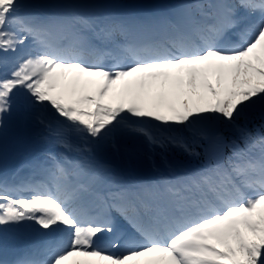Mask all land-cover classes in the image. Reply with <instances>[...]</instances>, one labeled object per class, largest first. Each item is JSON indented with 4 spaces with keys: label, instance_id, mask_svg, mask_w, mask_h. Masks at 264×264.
<instances>
[{
    "label": "snow or ice",
    "instance_id": "6c2138e0",
    "mask_svg": "<svg viewBox=\"0 0 264 264\" xmlns=\"http://www.w3.org/2000/svg\"><path fill=\"white\" fill-rule=\"evenodd\" d=\"M16 106L51 147L0 176V232L49 238L0 264H264V135L237 123L264 110V0H0V125ZM117 138L207 159L126 180L91 147Z\"/></svg>",
    "mask_w": 264,
    "mask_h": 264
},
{
    "label": "bare ground",
    "instance_id": "6f19581e",
    "mask_svg": "<svg viewBox=\"0 0 264 264\" xmlns=\"http://www.w3.org/2000/svg\"><path fill=\"white\" fill-rule=\"evenodd\" d=\"M16 233L17 235L19 234L17 231L13 230L12 233H7V235L5 236L2 232H0V237H9V236H15Z\"/></svg>",
    "mask_w": 264,
    "mask_h": 264
}]
</instances>
